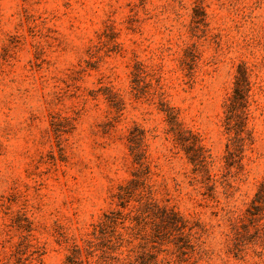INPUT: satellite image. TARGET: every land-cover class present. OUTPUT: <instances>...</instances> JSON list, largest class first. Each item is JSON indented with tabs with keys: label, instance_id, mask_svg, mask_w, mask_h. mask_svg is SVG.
Here are the masks:
<instances>
[{
	"label": "rangeland",
	"instance_id": "1",
	"mask_svg": "<svg viewBox=\"0 0 264 264\" xmlns=\"http://www.w3.org/2000/svg\"><path fill=\"white\" fill-rule=\"evenodd\" d=\"M263 185L264 0H0V264H264Z\"/></svg>",
	"mask_w": 264,
	"mask_h": 264
},
{
	"label": "trees",
	"instance_id": "2",
	"mask_svg": "<svg viewBox=\"0 0 264 264\" xmlns=\"http://www.w3.org/2000/svg\"><path fill=\"white\" fill-rule=\"evenodd\" d=\"M238 73L235 81H234V87L232 94L229 96L228 101L226 103V109H225V117H224V124L226 128V132L229 134V141L227 143V148L229 154L234 153L237 150H242L243 146L245 145V142L249 139H251V132L247 131V121L249 117V109H250V98H251V82L249 80V74L247 71V68L244 65H240L238 69ZM172 126L174 123H171ZM174 129V128H172ZM195 140L191 142V144L188 145L190 149H195ZM201 147H198V150H200ZM192 153V152H191ZM203 157L201 152H199V155ZM141 158V153L138 154V159ZM192 161H195L197 163V159L194 157L192 158ZM140 162V160H138ZM264 187V185H263ZM120 197H123V194H120ZM167 212V211H166ZM172 216V217H171ZM169 220L170 219H176V213L171 212V214L165 215ZM168 220V221H169ZM107 221H104L100 224V227L104 226ZM79 249L74 248L73 253L68 256V260L72 261L71 263L78 264L79 260H77V253ZM103 261L100 262V264H111V261L108 260L109 253L107 250H104ZM118 264V263H114Z\"/></svg>",
	"mask_w": 264,
	"mask_h": 264
}]
</instances>
